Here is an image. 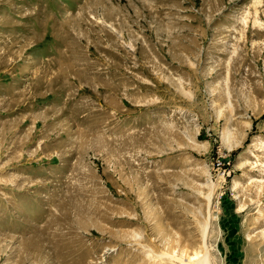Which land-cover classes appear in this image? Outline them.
<instances>
[{"label": "rangeland", "instance_id": "374dc122", "mask_svg": "<svg viewBox=\"0 0 264 264\" xmlns=\"http://www.w3.org/2000/svg\"><path fill=\"white\" fill-rule=\"evenodd\" d=\"M264 264V0H0V264Z\"/></svg>", "mask_w": 264, "mask_h": 264}, {"label": "bare ground", "instance_id": "6f19581e", "mask_svg": "<svg viewBox=\"0 0 264 264\" xmlns=\"http://www.w3.org/2000/svg\"><path fill=\"white\" fill-rule=\"evenodd\" d=\"M189 263H191V264H207V262L205 260H199V261L189 260Z\"/></svg>", "mask_w": 264, "mask_h": 264}]
</instances>
